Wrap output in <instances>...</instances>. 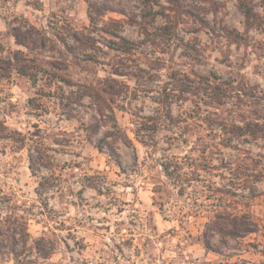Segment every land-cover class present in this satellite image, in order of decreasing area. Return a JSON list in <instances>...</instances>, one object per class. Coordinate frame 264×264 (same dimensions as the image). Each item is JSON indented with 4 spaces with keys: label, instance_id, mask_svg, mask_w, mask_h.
Segmentation results:
<instances>
[{
    "label": "rangeland",
    "instance_id": "1",
    "mask_svg": "<svg viewBox=\"0 0 264 264\" xmlns=\"http://www.w3.org/2000/svg\"><path fill=\"white\" fill-rule=\"evenodd\" d=\"M173 1L0 0V219L15 210L29 216L33 236L44 230L62 236L41 263L149 264L138 247L139 231L130 233L129 223L151 212L167 238L158 242L153 264H264V130L229 146L219 144L222 133H211L218 147L209 171L183 195L161 162L187 155L184 170H190L191 156L199 153L191 141L196 138L173 139L164 123L150 145L115 140L119 127L133 137L139 116L197 110L190 93L179 97L168 88V96L161 94L172 73L264 90V0H246L263 22L252 28L239 0H181L174 29L167 15H175ZM197 13L211 29L200 25ZM134 20L158 29L148 25V34ZM13 27L37 34L43 47L31 51L19 44ZM117 35L136 43L131 54L113 48ZM88 40L92 49L83 43ZM20 59L30 75L7 63ZM98 82L109 93L95 96L90 85ZM219 213L249 214L255 231L239 237L220 232L213 222ZM205 234L217 251L206 249ZM0 264L14 261L1 254Z\"/></svg>",
    "mask_w": 264,
    "mask_h": 264
},
{
    "label": "trees",
    "instance_id": "2",
    "mask_svg": "<svg viewBox=\"0 0 264 264\" xmlns=\"http://www.w3.org/2000/svg\"><path fill=\"white\" fill-rule=\"evenodd\" d=\"M181 0H174L173 3L176 5L174 9V16L167 14L170 23L176 28L178 25L177 18L180 17L181 13ZM240 8L242 9L247 26L252 27H262V19L250 1V4L246 0H239ZM146 15H150L146 14ZM197 21L206 29H211L208 19L205 17H200L199 13L194 14ZM147 16H144V18ZM144 30L147 32L148 25L152 22H137ZM148 23V24H147ZM169 27V26H168ZM153 30L158 28L152 27ZM13 35L19 44L25 46L27 49L34 51L35 49L42 48V39L38 37L37 34L33 32H22L20 27H13ZM24 33V34H23ZM149 34V32H147ZM120 39V43L113 47L118 52L129 55L131 54L135 47L137 46L135 42L121 37L116 36ZM84 45L88 49H92L90 40L83 41ZM17 59V58H16ZM28 59V58H26ZM16 61V60H15ZM8 64L14 66L15 68L23 73L29 74L25 69L30 66L27 64L26 60L8 61ZM58 79L68 82H72L67 76H63L55 72ZM117 73V72H114ZM30 75V74H29ZM137 79V76H135ZM102 85V87H101ZM107 84L104 85L102 82H98V86L91 84L90 88L93 89L95 96L102 97V93H109L107 90ZM173 90L174 94L179 92V97H184L185 93H190L194 95L193 102L196 105L194 112L181 114L175 116L170 110H167L166 114L161 116H139L136 120V126L132 129L134 134L131 137L126 130L119 127L120 135L115 136V140H122L124 143H129L134 145V141H138L143 145H150L155 141L157 136L159 125L167 124L169 125V130L171 137L173 139L185 137L186 141L190 138H196L193 141L197 145L198 154L197 156H191L192 161L188 164L190 170L185 171V156H165L161 162L163 172L168 179L169 183L177 187V194L183 195L189 189V186L194 181H204L202 179V171H209L208 168L211 165L215 151L214 149L218 147V143L214 142L210 138L211 133L219 134L222 133L223 137L219 144L224 146H229L234 138L240 136L253 135L257 136L264 130V90L256 89L253 86L247 84H235L234 80L227 82H221L219 78L207 75H198L197 79L192 78L189 75H183L178 73H172L169 79L163 82L161 86V94L168 96L167 89ZM176 91V92H175ZM112 94V93H111ZM170 94V93H168ZM85 95H90L88 92ZM177 96V97H178ZM235 99L234 101H230ZM104 100H106L104 98ZM168 99L162 100L163 104L167 107ZM99 112H103V105L101 104L98 108ZM2 124V122H0ZM93 131H98L100 125L98 123L91 126ZM94 132V133H95ZM109 155L116 159V162L121 166L119 160V154L114 145H109ZM196 149V150H197ZM221 159H225L224 156ZM32 160V170H34V164L36 163L35 158ZM215 190L222 191L220 188H215ZM168 198L171 197L172 192L170 190H163ZM224 193V192H223ZM226 194H230L226 192ZM164 196H162L163 198ZM208 198H218L207 196ZM164 199V198H163ZM166 199L162 200L161 205L165 203ZM223 215V216H222ZM136 217V222H130L133 225L129 228L130 233H135L139 231L138 247L139 250H143L144 255L147 256L149 264L155 263V248L160 241H167L166 235L160 233L158 226L156 224V219L151 212H147L144 216L138 214ZM216 219L213 221L218 227V231L223 232L229 236L239 237L242 235H247L255 231V228L250 226V215H237V214H216ZM241 217V219H240ZM224 218L225 228L222 229L219 225V219ZM29 216L27 214H21L20 212L10 210V213L6 218L2 217L0 219V255L8 254L14 261V264H47L41 263L42 261H48L53 254L56 252L58 245L61 241H64L62 236L58 235L56 232H42L40 236H33L29 231ZM218 219V221H217ZM240 219V221H239ZM218 225V226H217ZM120 231V229H118ZM212 235L205 234L203 236V242L206 249L215 250L212 243ZM143 255V256H144ZM51 264V262H50Z\"/></svg>",
    "mask_w": 264,
    "mask_h": 264
}]
</instances>
